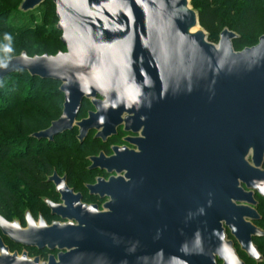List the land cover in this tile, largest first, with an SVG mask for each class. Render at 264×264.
<instances>
[{
    "label": "water",
    "instance_id": "water-1",
    "mask_svg": "<svg viewBox=\"0 0 264 264\" xmlns=\"http://www.w3.org/2000/svg\"><path fill=\"white\" fill-rule=\"evenodd\" d=\"M52 2L66 49L0 65V82L27 71L60 83L61 116L31 138L51 143L78 129L81 144L92 131L106 142L123 127L138 134L125 139L138 151L88 158L111 174L88 186L107 198L103 209L55 172L48 182L63 203L44 201L68 222H36L28 211L23 227L0 214V264H159L160 252L164 264H247L241 254L264 263L253 197H264V35L237 50L240 34L224 28L215 43L192 0ZM85 101L94 110L79 119ZM2 235L61 253L47 262L11 253Z\"/></svg>",
    "mask_w": 264,
    "mask_h": 264
},
{
    "label": "trees",
    "instance_id": "trees-1",
    "mask_svg": "<svg viewBox=\"0 0 264 264\" xmlns=\"http://www.w3.org/2000/svg\"><path fill=\"white\" fill-rule=\"evenodd\" d=\"M22 1L23 0H0V6H14L11 9H8L10 10L8 12L3 13L0 11V65L5 63L9 58L17 56L24 51L29 55L34 56L49 53L48 51L53 48L51 46H43L42 44L41 45L43 46V48L46 49L40 48L41 45L35 48V46L29 42L30 40H36L44 37L46 30L42 26L39 25L37 26V28L32 29L31 21H29L28 19L24 20V24L20 29H15L14 27L8 25L9 18L11 15H13V13L19 12L22 15L26 14L19 10V6ZM239 1L241 3H239L238 0H192L193 6L200 13L201 25L209 32V38L210 33H215L218 30L229 28L233 31H236L241 36L239 40L235 41V48L238 45L246 44L251 41L250 37H252L256 31L255 29L257 25V18L260 13L261 6L264 5V0ZM239 4H242V6L236 11V7ZM46 5L47 7H55L52 0H46V2L39 9L45 10ZM262 10H264V7L262 8ZM33 12L34 11L29 13L31 14ZM5 33L10 35V41L5 39ZM263 35L264 34L260 35L259 38ZM60 38L56 39V42L65 47ZM5 45H10L12 51L5 52ZM31 51H35V53L32 54ZM41 51H43L44 53H42ZM20 75H26L28 77L26 91L23 92L20 89H17L16 91H14L13 97L24 101L31 100L32 103H29V106H35L36 104L42 105V102L46 101V98H44L43 96L38 97L39 82L52 81L60 84L53 79H41L39 77H33L27 71H17L7 75L0 82V85L4 83H7V85H11L13 84V82L15 84V80H20ZM58 91L60 94H62L60 90ZM20 92H23L24 96L23 94L21 95ZM56 104H53L52 111L48 112V114L43 117L44 119L39 126L31 127L34 129H29L28 131L37 129H39L38 131H40L46 129L50 126L52 121L58 119L63 111V103H60V105L58 104V107H60L58 108V114H56V108H54L57 106ZM5 109H8V104H6L5 101H0V111H3ZM10 111L12 112V109H10ZM10 111L8 113H10ZM4 116L5 114H0V121L4 119ZM38 131H34L27 136L28 143L26 144L24 150L14 153L10 152L7 140H0V171L8 169L10 166V161L15 162L14 166H10L9 169H11L13 171V174H15L23 183H25L30 191V194L28 195L29 201H20L19 199V202L17 203L16 201H18V197L16 198L15 196H13L10 193L9 189H7V183L5 179H3V181H0V214H2L7 219L21 217L25 209L35 206V204L38 202L39 195H36L33 192L38 191L44 193L51 188V186L46 182L47 177L45 178L44 175L51 170L53 171L52 165L43 158V153H41V151H37L36 149L32 148V144L33 142H38L42 147H45V150H48L53 142L49 143L45 140L38 141L31 138V135ZM19 140L20 139H17L15 141ZM83 146V151H94L95 149L94 145L91 146L85 144ZM262 226L264 228V222ZM256 243L264 255V238L257 239ZM244 258L249 261V264H257L253 260H248L246 256H244Z\"/></svg>",
    "mask_w": 264,
    "mask_h": 264
},
{
    "label": "rangeland",
    "instance_id": "rangeland-1",
    "mask_svg": "<svg viewBox=\"0 0 264 264\" xmlns=\"http://www.w3.org/2000/svg\"><path fill=\"white\" fill-rule=\"evenodd\" d=\"M238 2L241 3L239 0ZM241 6L242 4H239L236 7V11ZM12 7L14 6H0V11L3 13L8 12L10 11L8 9H11ZM263 7L264 5L260 8V13L257 18V25L255 29L256 31L253 36L250 37L251 41L246 44L238 45L236 47L237 50H242L245 47L256 45L258 43L259 36L264 34V10H262ZM31 14L26 13L22 15L19 12H15L10 16L8 25L14 27L15 29H20L24 24V20L28 19L29 21H31L32 29H35L40 25L46 30L44 37L29 41L32 45L35 46V48L42 44L46 47H53L50 51H48L51 54H55L59 51H64L65 47L56 42V39L61 37V33L56 30L58 26L56 8L54 6L47 7L46 5L45 10L38 9ZM221 30L216 31L215 33H210V40L217 43L219 41ZM42 45L40 48L46 49L43 48ZM41 52L44 53L43 51ZM31 53L34 54L35 51H31ZM27 83L28 77L26 75H20V80H15V84L13 82V84L11 85H7V83L0 85V101H5V103L8 104V109L0 111L1 115L5 114L4 119L0 121V140H7L11 153L24 150L26 144L28 143L27 136L34 131H38L39 129L33 131L28 130H32L34 128L31 127H37L42 123L44 119L43 117L48 114V112L52 111L54 103H57V106L54 107L56 108V114H58V108H60L58 107V104L60 105V103H64L63 95L58 91L60 88V84L52 81L39 82L38 97L43 96L44 98H46V101L42 102V105L36 104L35 106H29V103H32L31 100L24 101L14 98V91L20 89L21 91L25 92ZM23 92H20V94L22 95ZM90 108V103H85V107L80 115V118L85 117L87 111ZM10 109H12V112L10 111ZM9 111L10 113H8ZM17 139L20 140L15 141ZM83 147L84 146L80 145L78 140L76 139V133L72 134L69 132L59 136L48 150H45V147H42L38 142H33L32 144V148L36 149L37 151H41V153H43V158L52 165L53 169L56 168L61 174L67 171L69 167V160L79 161L78 159H84L91 154L92 150L83 151ZM14 164L15 162L10 161V166H14ZM84 166L85 164H78V166L74 167L76 172L73 174V183L75 185H81V183L88 182L94 176V174L89 175L86 173V171H83L82 167ZM9 168L0 171V181H3V179H5L7 183V189H9L10 193L13 196H15L16 198L18 197V201H16L17 203L19 202V199L20 201H29L28 195L30 194V191L28 187L15 174H13V171ZM52 172L53 171L51 170L46 174L50 175ZM46 174L44 175L45 178L47 177ZM33 193L39 196L49 195V192L41 193L35 191Z\"/></svg>",
    "mask_w": 264,
    "mask_h": 264
},
{
    "label": "flooded vegetation",
    "instance_id": "flooded-vegetation-1",
    "mask_svg": "<svg viewBox=\"0 0 264 264\" xmlns=\"http://www.w3.org/2000/svg\"><path fill=\"white\" fill-rule=\"evenodd\" d=\"M87 102L90 103V101H85V103H87ZM85 103H84L83 109L85 107ZM90 107L91 108L87 111L85 117L88 116L89 111L94 110L91 103H90ZM85 117H82V118H85ZM82 118L79 117V119H82ZM69 133H72V134L76 133V139H77L78 129H74L72 132H69ZM95 135H96V132L92 131L83 144H81L79 142V140L77 139L80 145H85V144L91 145V146L94 145L95 149H94V151H92V154L88 155L84 159H82V158L78 159L79 161L69 160V167H68L67 171H65L63 174H61L56 168H54L53 172L50 175H47V179H46V182L51 186V188L47 192H45V193L49 192V195L48 196L47 195L39 196L38 202L35 204V206H33L32 208L25 209V211L21 217H16L13 219H8V220L12 221L14 219H19L22 226L27 227L26 213L29 211L36 222H39L41 217L48 224H52L54 221H58V222H62V223L68 222V220H64L61 217H59L58 215L53 214L52 209L49 206V204L44 201V198H48L53 203H56V204H62L63 203V201L61 199V195L59 193H57V191H56L55 184L53 182H48V177L52 176L55 172H57L60 177L67 175L68 185L71 188H73L76 193L82 194V202L83 203L96 204L99 206L100 209H103V205L107 201V198L103 199L99 196L91 194L88 186L95 184L97 182V178H99V177L108 179L111 176V174H109L106 171H102L99 168L91 169L90 167L92 166V162L89 161L88 158L91 156L99 155L101 152H105L106 155L110 156L113 154V151H112L113 146H120V147L128 146L131 149L138 151V147L136 145L130 144L129 142H127L125 140L128 137H137L138 134L127 133L123 130V127H119L117 134L114 135L113 137L109 138L108 141H106V142H104L102 139H96ZM78 164H80V165L85 164V166L82 167V170L86 171V173L89 175L94 174V176L88 182L81 183V185H75L73 183V174L76 172L74 167L78 166ZM77 168H79V167H77ZM263 169H264V165H263ZM242 187L245 190H248L244 183H242ZM253 197L257 201V205L254 206V208L259 212V214L261 216V219L258 221H255L254 223L257 226H260L261 228H263L262 224L264 222V197H262L257 191H254ZM227 232H228L230 238H233L230 235V232L229 231H227ZM0 234H1V231H0ZM2 237H3L4 243L9 247L11 253L17 252L19 255H22L24 252H27L28 256L30 258L39 257L41 262L49 261L51 256H54L56 259H58L59 254L61 253V251L58 249L51 250L47 247L43 248V249H39L37 247L25 246V245H22L20 243L14 242L13 240H11L10 238H8L6 236L2 235ZM257 239H263V238H257ZM257 239H255V242ZM237 248L239 249L238 245H237ZM160 253H161V255L159 256V258L161 259V261L159 264H164V255L165 254H163L164 252H160ZM241 256L244 260H246L244 258V256H246L245 254H241ZM247 264H249V261H247Z\"/></svg>",
    "mask_w": 264,
    "mask_h": 264
},
{
    "label": "clouds",
    "instance_id": "clouds-1",
    "mask_svg": "<svg viewBox=\"0 0 264 264\" xmlns=\"http://www.w3.org/2000/svg\"><path fill=\"white\" fill-rule=\"evenodd\" d=\"M5 39H7V40L10 41V40H11L10 35L7 34V33H5ZM4 51H5V52H11L12 49H11L10 45H5V46H4Z\"/></svg>",
    "mask_w": 264,
    "mask_h": 264
}]
</instances>
